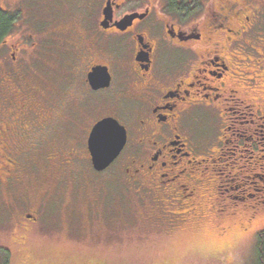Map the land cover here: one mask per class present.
Masks as SVG:
<instances>
[{"label":"flooded vegetation","instance_id":"obj_1","mask_svg":"<svg viewBox=\"0 0 264 264\" xmlns=\"http://www.w3.org/2000/svg\"><path fill=\"white\" fill-rule=\"evenodd\" d=\"M97 2L79 0L77 9L89 10L64 29L74 49L64 53L69 59L61 81L74 79L73 100L60 99L65 85L59 79L49 89L29 71L34 57L49 53L48 40L19 26L18 13L3 11L14 21L9 16L0 42L1 204L28 206L32 212L23 219L37 223L46 203H55L49 199L55 185L72 177L75 190L84 171L80 162L87 161L95 175L121 179L125 190L153 199L159 209L198 211L207 187L216 186L209 174L229 155L225 147L233 145L232 155L239 152L241 159L250 153L264 160V0H100L93 12ZM94 69H100L96 80L110 77L108 87L94 88ZM109 118L125 128L127 139L119 157L99 172L89 138ZM198 119L207 121L212 135L198 131ZM225 169L218 170L222 180L232 175ZM51 179L54 187L48 188ZM248 179L264 185V173ZM98 181L89 183V199L97 195ZM35 187L41 188L38 196ZM246 190L233 198H255ZM175 215L178 226L186 221Z\"/></svg>","mask_w":264,"mask_h":264},{"label":"rangeland","instance_id":"obj_2","mask_svg":"<svg viewBox=\"0 0 264 264\" xmlns=\"http://www.w3.org/2000/svg\"><path fill=\"white\" fill-rule=\"evenodd\" d=\"M11 1L0 0V7L4 11L18 13L21 20L19 26L28 32H39L40 38L48 40L45 44L49 53H43L39 59L34 57L29 63V71L32 74L36 71L49 89L57 86L60 80L65 85V89L58 94L60 99L73 100L74 79L67 78L66 83L61 81L64 75L63 62L66 64L69 59L67 55L65 59L64 55L74 49L72 38L64 29L73 27V21L77 20L75 16L89 9L78 10L79 0ZM99 8L100 0L94 5L93 12ZM76 27L79 28V25ZM39 69L45 70L43 76ZM262 98L264 99V94ZM108 99L97 98L100 101ZM71 103L77 102L75 100ZM105 110L108 111L107 108ZM198 121V131L212 135V127L207 121ZM79 133L83 134V130ZM78 136L81 138L79 134ZM79 148L83 151L84 144L81 143ZM233 148V145L225 147V151L230 150L229 155L225 154L224 160L214 163L215 171L209 175H212L216 186L207 187L209 191L198 211L182 207L174 210L164 207V210L159 209L153 199L125 190L121 179H112L111 176L112 182H107L108 176L95 175L87 161L80 162L79 168L84 171L76 180L75 190L71 188L75 181L72 177H66L55 185L53 195L49 198L55 203H46L47 207L38 216L37 223L23 219L25 213L32 212L28 206L7 209L0 199V264H20L22 259L29 256H39L41 260L62 264H259L257 239L264 227L256 223V218L260 214L257 209H264V188L262 192H258L264 185L259 180L251 181L248 177L264 173V160L260 162L250 153L244 159L240 158L239 152L233 156ZM240 167L243 170L237 176L241 172ZM220 168H226L223 170L225 175L232 174L229 178H223L227 182L217 175ZM95 179L99 180L97 195L95 193L96 196L91 197V200L87 197L88 186ZM248 181L255 184H249ZM221 185L223 188L219 190L218 186ZM229 185L235 189H230ZM237 186L239 189H236ZM50 187H54L52 179L48 184V188ZM226 189L230 191L226 192ZM245 189L246 193H251L255 198H233L242 196ZM40 191V187H35L32 193L38 196ZM73 191L77 194L70 200ZM95 197L98 198V203L94 202ZM178 213L183 214L186 220L179 226L175 215ZM222 213L228 217L227 222L242 230L234 238L233 247L224 255H202L190 248L189 243H194L201 237L206 228L212 225L218 227L216 220L221 219Z\"/></svg>","mask_w":264,"mask_h":264},{"label":"water","instance_id":"obj_3","mask_svg":"<svg viewBox=\"0 0 264 264\" xmlns=\"http://www.w3.org/2000/svg\"><path fill=\"white\" fill-rule=\"evenodd\" d=\"M105 16L108 17L110 9L104 10ZM133 18H128L122 23V28H127ZM100 69H94L90 75L92 85L95 89L108 87L110 85V77L105 74L104 80H96ZM103 126V135L100 134ZM126 130L118 121L109 118L99 122L91 132L89 138V151L92 157V163L95 170L101 172L106 170L121 154L126 144Z\"/></svg>","mask_w":264,"mask_h":264},{"label":"snow or ice","instance_id":"obj_4","mask_svg":"<svg viewBox=\"0 0 264 264\" xmlns=\"http://www.w3.org/2000/svg\"><path fill=\"white\" fill-rule=\"evenodd\" d=\"M100 134L103 135V126ZM257 211L260 214L256 218V223L264 227V209H257ZM249 219L253 218L249 217ZM227 221L228 217L222 213L221 219L216 220L218 227L212 225L206 228L201 237L197 238L194 243H189V247L199 251L202 255L206 253L212 255L226 254L233 247L234 238L242 231L238 227H233L232 223ZM20 264H62V262L41 260L39 256H29L27 259H22Z\"/></svg>","mask_w":264,"mask_h":264},{"label":"trees","instance_id":"obj_5","mask_svg":"<svg viewBox=\"0 0 264 264\" xmlns=\"http://www.w3.org/2000/svg\"><path fill=\"white\" fill-rule=\"evenodd\" d=\"M184 2H187L189 0H183ZM4 10L0 7V42L2 38L6 35V31L8 30L11 19L9 16H12L8 13H4ZM13 21L14 17L12 16ZM258 245H257V251H258V259L259 264H264V231L259 233L258 239H257Z\"/></svg>","mask_w":264,"mask_h":264},{"label":"clouds","instance_id":"obj_6","mask_svg":"<svg viewBox=\"0 0 264 264\" xmlns=\"http://www.w3.org/2000/svg\"><path fill=\"white\" fill-rule=\"evenodd\" d=\"M9 39H11V38H9Z\"/></svg>","mask_w":264,"mask_h":264}]
</instances>
